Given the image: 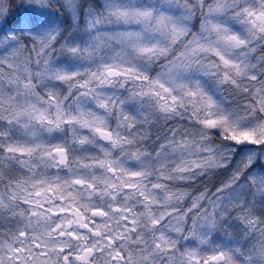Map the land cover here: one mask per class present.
<instances>
[{"label":"snow or ice","instance_id":"snow-or-ice-1","mask_svg":"<svg viewBox=\"0 0 264 264\" xmlns=\"http://www.w3.org/2000/svg\"><path fill=\"white\" fill-rule=\"evenodd\" d=\"M0 264H264V0H0Z\"/></svg>","mask_w":264,"mask_h":264}]
</instances>
